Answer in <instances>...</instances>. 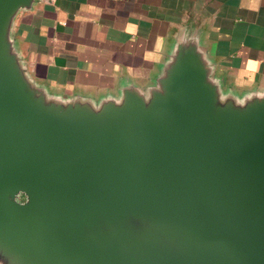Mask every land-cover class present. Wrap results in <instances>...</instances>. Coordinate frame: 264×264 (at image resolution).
I'll return each instance as SVG.
<instances>
[{
    "label": "water",
    "instance_id": "obj_1",
    "mask_svg": "<svg viewBox=\"0 0 264 264\" xmlns=\"http://www.w3.org/2000/svg\"><path fill=\"white\" fill-rule=\"evenodd\" d=\"M31 2L0 0V257L264 264V98L220 102L181 46L150 100L48 102L8 36Z\"/></svg>",
    "mask_w": 264,
    "mask_h": 264
},
{
    "label": "crops",
    "instance_id": "obj_2",
    "mask_svg": "<svg viewBox=\"0 0 264 264\" xmlns=\"http://www.w3.org/2000/svg\"><path fill=\"white\" fill-rule=\"evenodd\" d=\"M8 36L48 102L150 100L181 46L199 54L220 102L264 98V0H32Z\"/></svg>",
    "mask_w": 264,
    "mask_h": 264
},
{
    "label": "flooded vegetation",
    "instance_id": "obj_3",
    "mask_svg": "<svg viewBox=\"0 0 264 264\" xmlns=\"http://www.w3.org/2000/svg\"><path fill=\"white\" fill-rule=\"evenodd\" d=\"M25 199V197L24 198H21V200H24Z\"/></svg>",
    "mask_w": 264,
    "mask_h": 264
}]
</instances>
